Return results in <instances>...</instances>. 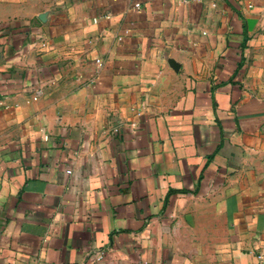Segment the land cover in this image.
Masks as SVG:
<instances>
[{"label":"crops","instance_id":"crops-1","mask_svg":"<svg viewBox=\"0 0 264 264\" xmlns=\"http://www.w3.org/2000/svg\"><path fill=\"white\" fill-rule=\"evenodd\" d=\"M262 246L264 0H0V264Z\"/></svg>","mask_w":264,"mask_h":264},{"label":"built area","instance_id":"built-area-1","mask_svg":"<svg viewBox=\"0 0 264 264\" xmlns=\"http://www.w3.org/2000/svg\"><path fill=\"white\" fill-rule=\"evenodd\" d=\"M177 1L188 2L191 0H177ZM93 20H95V19L93 18ZM93 253L96 255V258L100 259L103 256L104 251L102 249H94ZM257 257H258V263L264 264V246H262L258 249Z\"/></svg>","mask_w":264,"mask_h":264}]
</instances>
